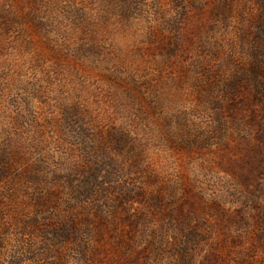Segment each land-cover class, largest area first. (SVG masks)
<instances>
[{"label": "rangeland", "instance_id": "rangeland-1", "mask_svg": "<svg viewBox=\"0 0 264 264\" xmlns=\"http://www.w3.org/2000/svg\"><path fill=\"white\" fill-rule=\"evenodd\" d=\"M0 264H264V0H0Z\"/></svg>", "mask_w": 264, "mask_h": 264}]
</instances>
